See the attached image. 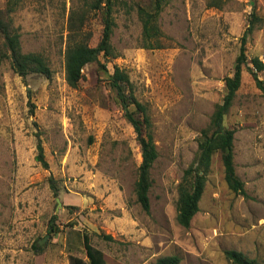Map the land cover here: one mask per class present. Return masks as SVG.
Listing matches in <instances>:
<instances>
[{
  "label": "rangeland",
  "instance_id": "1",
  "mask_svg": "<svg viewBox=\"0 0 264 264\" xmlns=\"http://www.w3.org/2000/svg\"><path fill=\"white\" fill-rule=\"evenodd\" d=\"M95 1H13L23 52L42 54L53 75L23 78L9 59L0 64V264H70L71 257L88 263L84 234L106 264H155L168 255L181 264H232L226 250L264 264V96L247 71L254 57L264 63V0H171L159 19L165 35L159 50L143 48L138 15L153 0H115L117 58L101 63L110 74L124 69L148 108L159 153L150 214L136 201L137 135L105 70L86 66L76 89L66 81L70 18L82 25L79 40L88 37L94 47L101 39ZM8 3L0 0V9ZM252 14L258 22L246 47L249 61L225 118L236 130L235 167L246 195L228 188L216 154L200 211L184 228L177 221L178 186L223 102ZM259 75L264 81V71ZM39 138L49 170L35 160ZM50 176L59 181L58 197Z\"/></svg>",
  "mask_w": 264,
  "mask_h": 264
},
{
  "label": "trees",
  "instance_id": "2",
  "mask_svg": "<svg viewBox=\"0 0 264 264\" xmlns=\"http://www.w3.org/2000/svg\"><path fill=\"white\" fill-rule=\"evenodd\" d=\"M9 0L5 10L0 9V64L9 59L13 70L23 78L29 75H41L50 79L53 71L47 59L38 53H24L21 43L19 28H16L12 18L17 2ZM171 0H153L149 6H139L138 15L142 23L143 48L148 50L163 49L165 45L162 39L164 33L159 25L160 16L164 8ZM115 0H96L91 8L101 13L102 35L99 43L92 47L89 38L79 40L82 25H77L73 17L69 20L70 33L65 51V74L67 84L71 88H78L84 78L83 70L86 66L97 63L102 67L109 78V84L117 96V100L124 112L126 120L132 125L137 135V141L141 148L142 163L138 170V178L135 184L136 201L146 213L151 212L150 191L153 187L151 171L158 160L159 153L154 142L153 125L146 105L141 103L135 95L134 84L129 74L122 68L115 66L114 73L110 74L106 66L101 63V58L107 62L117 58L112 38L116 28L114 18ZM250 24L241 38V50L236 59L232 76L225 80L226 94L223 102L216 106L210 124L201 131L198 140V151L185 170L184 176L178 186L177 221L184 228H189L194 217L200 211V202L205 192L208 177L212 170L213 158L221 155L224 168V179L228 188L239 195H246L245 184L238 177L235 167V135L236 130L225 126V118L228 115L243 83V73L248 64L246 55L249 38L256 29L258 19L251 15ZM253 68L247 71L252 76L257 88L264 96V81L260 79V73L264 71V63L254 57L250 60ZM36 162L44 169L50 166L45 157L44 148L39 138L37 144ZM51 191L56 197L60 194L59 181L53 176L48 178ZM58 199V198H57ZM53 229V225L51 226ZM106 241H115L112 236H102ZM83 243L86 248L89 262L78 257H71L70 264H106L101 251L94 249L90 244L88 235H83ZM35 252L43 249L38 243L33 246ZM226 258L232 264H259L255 259H250L241 252L234 250L225 251ZM182 260L177 255L160 257L155 264H181Z\"/></svg>",
  "mask_w": 264,
  "mask_h": 264
},
{
  "label": "water",
  "instance_id": "3",
  "mask_svg": "<svg viewBox=\"0 0 264 264\" xmlns=\"http://www.w3.org/2000/svg\"><path fill=\"white\" fill-rule=\"evenodd\" d=\"M57 204H58V208H57V211H58L62 207V202L59 198L57 199ZM45 242H47V239H44L43 241L38 242V246H42Z\"/></svg>",
  "mask_w": 264,
  "mask_h": 264
}]
</instances>
